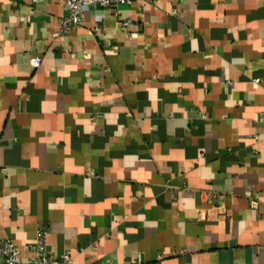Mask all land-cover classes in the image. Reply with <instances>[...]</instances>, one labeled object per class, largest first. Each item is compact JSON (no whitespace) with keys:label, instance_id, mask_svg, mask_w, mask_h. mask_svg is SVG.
<instances>
[{"label":"crops","instance_id":"crops-1","mask_svg":"<svg viewBox=\"0 0 264 264\" xmlns=\"http://www.w3.org/2000/svg\"><path fill=\"white\" fill-rule=\"evenodd\" d=\"M67 11L0 0V241L264 264V0L91 4L56 34Z\"/></svg>","mask_w":264,"mask_h":264},{"label":"built area","instance_id":"built-area-1","mask_svg":"<svg viewBox=\"0 0 264 264\" xmlns=\"http://www.w3.org/2000/svg\"><path fill=\"white\" fill-rule=\"evenodd\" d=\"M35 1V0H34ZM133 0H66L67 14L61 19V28L58 33L66 32L70 27L80 22L83 10L91 4L99 6L130 5ZM129 20L124 21V26L129 24ZM40 57L35 56L30 59L33 67L40 65ZM260 119L264 120V111L260 114ZM47 231L44 228H37L34 239L29 246L31 254L26 257L20 255V248L10 238L0 241V264H71L72 258L70 250H64L60 256H53L47 248ZM106 264H111L107 262Z\"/></svg>","mask_w":264,"mask_h":264}]
</instances>
